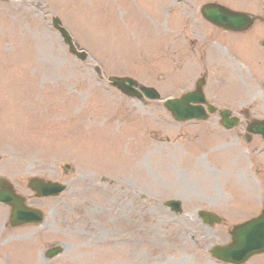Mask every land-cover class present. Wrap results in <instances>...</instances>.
<instances>
[{
  "label": "rangeland",
  "instance_id": "1",
  "mask_svg": "<svg viewBox=\"0 0 264 264\" xmlns=\"http://www.w3.org/2000/svg\"><path fill=\"white\" fill-rule=\"evenodd\" d=\"M204 1L0 0V175L26 196L32 175L50 170L52 178L67 183L57 197L28 199L43 208L40 224L10 227L8 206L0 204V264H214L207 245L227 240V228L255 205L245 202L264 197V142L259 135L246 142L236 134L240 129H224L215 117L197 125L177 123L158 102L112 93L104 78L130 70L157 82L163 96L178 94L185 85L179 80L201 69L186 51L190 39L207 33L200 60L209 69L212 98L264 118V49L259 56L245 53L230 37H222L225 51L216 48L217 33L207 32L212 28L199 13ZM245 1L254 2H222L235 7ZM53 14L87 51L86 60L68 52L51 25ZM155 31L159 46L142 43ZM252 31L264 37V24ZM129 44L126 54L121 48ZM134 46L146 52H134ZM239 62L250 71L248 76L243 70L244 81ZM171 69L177 81L168 76ZM26 102L30 118L21 115ZM127 163L132 171L123 175ZM132 172L140 195L135 206L120 191ZM170 197L182 198L181 214L163 206ZM121 202L124 209L135 207L132 221L118 218ZM201 208L225 222L203 225L195 216ZM55 243L62 252L47 259L44 249ZM135 250L140 262L133 263ZM167 253L179 260L160 263Z\"/></svg>",
  "mask_w": 264,
  "mask_h": 264
},
{
  "label": "water",
  "instance_id": "2",
  "mask_svg": "<svg viewBox=\"0 0 264 264\" xmlns=\"http://www.w3.org/2000/svg\"><path fill=\"white\" fill-rule=\"evenodd\" d=\"M203 13H204V15L207 16L209 19H211V18L214 17V16L210 17V16L208 15V11H206V10H203ZM213 19H215V18H213ZM211 20H212V19H211ZM212 21H214V20H212ZM215 22H216V21H215ZM216 23L218 24V22H216ZM219 24L225 25L224 23H221V22H219ZM229 24H232V21H230ZM185 102H187V100H184V103H185ZM175 105L178 106V104H175ZM182 106H183L182 104H179L178 108H180V107H182ZM192 114H193V113H192ZM192 114H188V113L184 112V113H181V115L178 116V117H180V118L189 117V116H192ZM225 117H226V116H224V120H225ZM225 121H226V120H225ZM226 123H227L228 125H231V124H233V121H232L231 119H229L228 121H226ZM252 127H253V129H251V130L261 131V132L264 133V122H257V123H254V125H253ZM7 193H9V194L11 195V198H10L9 200H12V198H13L14 200H16V196L13 194V192L11 191V189H5V190L0 191V198H6V197H8V196H6ZM20 207H23V206H20ZM21 211H24V210L22 209ZM26 212H27V213H30L29 211H26ZM18 222H19V221H17V222H14V221H13V223H18ZM243 226H244V225H241V226H239V228L237 227V228L235 229V231H234V238L238 239V235H239V233H240L241 231L246 232V233L248 232V234H250V233H251L250 231H252L254 224L251 225V226H249L248 228H246L247 226H244V227H243ZM249 232H250V233H249ZM248 234H245V235H246L245 237H247ZM262 249H264V244H262V245H258L257 249H255V248L252 246V244H250V248L247 249L248 251H246V252L244 251V252L241 253V254H242V257L245 258L246 253H247V255H249V254H251L252 252L259 251V250H262ZM234 251L237 252V253H239L238 250H237L236 248L234 249Z\"/></svg>",
  "mask_w": 264,
  "mask_h": 264
},
{
  "label": "bare ground",
  "instance_id": "3",
  "mask_svg": "<svg viewBox=\"0 0 264 264\" xmlns=\"http://www.w3.org/2000/svg\"><path fill=\"white\" fill-rule=\"evenodd\" d=\"M25 18V17H24ZM9 21H11V20H9ZM17 26H15V25H13V30H14V33H16V31H17ZM19 36H20V33L19 32H17V37L15 38L16 40V42H18V38H19ZM107 252H105L104 254H106Z\"/></svg>",
  "mask_w": 264,
  "mask_h": 264
}]
</instances>
